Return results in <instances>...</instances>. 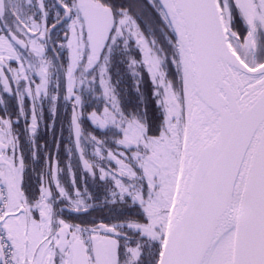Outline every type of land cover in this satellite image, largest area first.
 Instances as JSON below:
<instances>
[{"label": "snow or ice", "instance_id": "6c2138e0", "mask_svg": "<svg viewBox=\"0 0 264 264\" xmlns=\"http://www.w3.org/2000/svg\"><path fill=\"white\" fill-rule=\"evenodd\" d=\"M0 264H264V0H0Z\"/></svg>", "mask_w": 264, "mask_h": 264}]
</instances>
